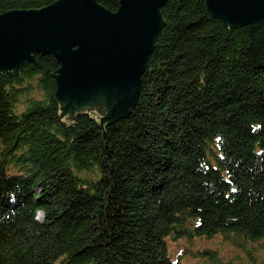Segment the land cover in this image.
Segmentation results:
<instances>
[{
  "label": "trees",
  "instance_id": "obj_1",
  "mask_svg": "<svg viewBox=\"0 0 264 264\" xmlns=\"http://www.w3.org/2000/svg\"><path fill=\"white\" fill-rule=\"evenodd\" d=\"M159 15L134 105L100 129L59 118L51 54L0 73V264H264V19Z\"/></svg>",
  "mask_w": 264,
  "mask_h": 264
},
{
  "label": "water",
  "instance_id": "obj_2",
  "mask_svg": "<svg viewBox=\"0 0 264 264\" xmlns=\"http://www.w3.org/2000/svg\"><path fill=\"white\" fill-rule=\"evenodd\" d=\"M165 2L118 0L111 12L96 0H55L41 8L2 12L0 73L16 76L24 61L34 64L35 54H51L58 64L50 75L59 118L67 114L64 120L74 126V117L89 110L100 129L134 105ZM204 5L224 28L264 19V0H204Z\"/></svg>",
  "mask_w": 264,
  "mask_h": 264
},
{
  "label": "rangeland",
  "instance_id": "obj_3",
  "mask_svg": "<svg viewBox=\"0 0 264 264\" xmlns=\"http://www.w3.org/2000/svg\"><path fill=\"white\" fill-rule=\"evenodd\" d=\"M36 217L39 220L41 218V214L37 213ZM218 242H219L218 238H215L214 240H211V241L195 239L190 246V250H197V249H202V248H206V247L210 248V247H213L214 245H216ZM171 247H172V245H171ZM176 250H177V247H176ZM196 260H197L196 258L190 259V261H191L190 264L192 262L196 263ZM198 262L199 261H197V263Z\"/></svg>",
  "mask_w": 264,
  "mask_h": 264
}]
</instances>
